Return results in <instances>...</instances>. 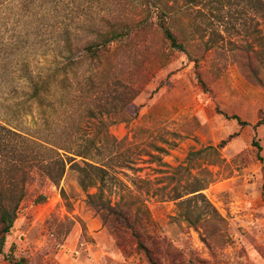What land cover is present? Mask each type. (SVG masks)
<instances>
[{"label":"rangeland","instance_id":"374dc122","mask_svg":"<svg viewBox=\"0 0 264 264\" xmlns=\"http://www.w3.org/2000/svg\"><path fill=\"white\" fill-rule=\"evenodd\" d=\"M172 1L185 52L155 17L138 26L139 0H0V125L78 143L106 170L90 171L104 180L88 191L76 168L57 186L36 176L0 264H151L141 243L156 264H264V0ZM126 28L129 38L85 58L100 32ZM108 110L117 117L101 122ZM224 140L220 159H188ZM3 161L7 185L16 175ZM199 189L223 224L184 220L202 203H180Z\"/></svg>","mask_w":264,"mask_h":264},{"label":"trees","instance_id":"16d2710c","mask_svg":"<svg viewBox=\"0 0 264 264\" xmlns=\"http://www.w3.org/2000/svg\"><path fill=\"white\" fill-rule=\"evenodd\" d=\"M216 1L219 2L221 0ZM175 3L176 1L172 0H139L138 4L142 8L143 12L147 13V16L139 23L138 26L144 24L148 17H155L158 25L163 30L166 39L170 42L171 47L185 52L186 48L184 44L179 41L176 35L172 32L176 14L174 10ZM202 4V0H186L184 7L188 5L200 6ZM131 34L132 30L130 28L100 32L97 36L98 40L86 45L85 58H90L92 60L100 59V57L108 51L113 44L123 42L125 39L129 38ZM91 115L95 116L93 113H91ZM104 117L113 120V118H116L117 115L116 113H113V111H101L98 119L101 121ZM231 118L237 120L242 126L248 125V123L243 122L237 116H233ZM114 122L116 121H112L111 123ZM263 122L264 117L260 118V121L257 125H255V127L261 125ZM227 143L228 140H224L217 146H209L202 150L192 152L190 153L188 159L193 161L194 157L201 154H205L206 156H215L217 159H220V150L223 149ZM254 144V146L258 148V151H261L260 145L256 142ZM61 151H63L64 154H62ZM92 154L91 149L83 147L78 143L69 144L68 146L61 148L50 143L43 142L38 138L24 136L17 131L0 125V254L3 253V247L7 236L13 229V226L18 218L21 203L28 195V186L33 185V181H35L36 176H41V178H45V181L57 186L61 182L66 173V169L69 166L71 169L76 168V170L81 173L79 184L84 191H88L89 188H93L95 185L103 183L104 177H101V179H94L90 176L91 170L96 171L99 174L106 173L103 165L97 166L90 162V158L93 157ZM5 157L10 158L11 164L9 169L16 175L12 182L7 185H4L2 181L3 174L7 169L3 161ZM21 157H25V169L21 167ZM77 159H81V163H79ZM260 160L262 159L260 158ZM23 172L27 173L24 180L21 175ZM201 191L202 189L190 192L189 195H193L192 199L190 198L180 203V207L192 203L194 199L200 200L202 203V206H200V212H198L195 219L191 218L190 212H186L184 220L192 226H197L199 224L204 225L210 222L223 224L225 220L221 217V215H219L217 210L212 206L207 198L200 193ZM87 196L91 200L96 197V194L88 193ZM181 198L183 197L181 196L177 199ZM45 200V195H39L36 199V203L44 202ZM122 217L127 228L134 231V226L129 222V220L133 217L132 214L129 212H122ZM140 248L146 252L150 263L156 264L145 245L141 243ZM13 264H23V262L18 261Z\"/></svg>","mask_w":264,"mask_h":264}]
</instances>
